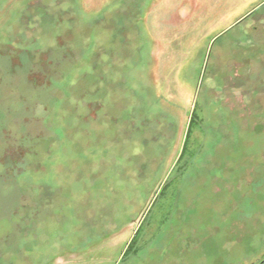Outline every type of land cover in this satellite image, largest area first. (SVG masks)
<instances>
[{
	"label": "rangeland",
	"instance_id": "1",
	"mask_svg": "<svg viewBox=\"0 0 264 264\" xmlns=\"http://www.w3.org/2000/svg\"><path fill=\"white\" fill-rule=\"evenodd\" d=\"M0 82V264L264 260V0H0Z\"/></svg>",
	"mask_w": 264,
	"mask_h": 264
},
{
	"label": "trees",
	"instance_id": "2",
	"mask_svg": "<svg viewBox=\"0 0 264 264\" xmlns=\"http://www.w3.org/2000/svg\"><path fill=\"white\" fill-rule=\"evenodd\" d=\"M0 88H2L1 87V82H0ZM40 90V89H39ZM44 92H46V93H51V91L49 92L48 91V89H46L45 88V90H44ZM194 122V118L192 119V122H191V124ZM7 131L6 130H4V129H2V131H1V136H4V139H3V142H4V144L2 143V146L0 147V159H1V157L2 156H5V153H6V151L8 150V148L9 147H11L12 146V143L14 142L13 140H12V138L11 137H9L8 135H7V133H6ZM189 133H190V128H189ZM8 137L10 138V140H8ZM187 138H188V136H187ZM5 141H6V144H5ZM7 141H8V143H7ZM27 145V144H26ZM19 164V163H18ZM19 166H21V163L19 164ZM7 165H6V163H4V160H3V163H2V161L0 160V168H2V170L0 171L1 173H5L6 172V170L5 169H7ZM13 173V172H12ZM17 173H19V172H17ZM21 173V172H20ZM17 175H20V174H16V173H14L13 174V178H18V176ZM3 176V175H2ZM12 178V179H13ZM10 182V181H9ZM44 193H46V194H48L47 192H45L44 191ZM50 199V198H49ZM48 199V200H49ZM47 200V204H46V206H48L49 205V203H50V201H48ZM130 247V246H129ZM127 251H129L128 249H127ZM127 253V252H126ZM260 264H264V260H262L261 261V263Z\"/></svg>",
	"mask_w": 264,
	"mask_h": 264
},
{
	"label": "flooded vegetation",
	"instance_id": "3",
	"mask_svg": "<svg viewBox=\"0 0 264 264\" xmlns=\"http://www.w3.org/2000/svg\"><path fill=\"white\" fill-rule=\"evenodd\" d=\"M255 11H256V10H254L252 13H250L247 17L243 18L241 21L246 20L248 17H250L251 15H253V13H254Z\"/></svg>",
	"mask_w": 264,
	"mask_h": 264
}]
</instances>
